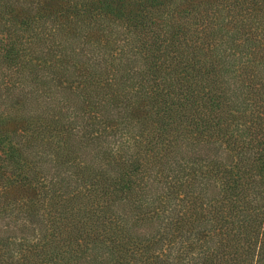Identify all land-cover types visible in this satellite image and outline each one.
<instances>
[{
    "label": "trees",
    "instance_id": "trees-1",
    "mask_svg": "<svg viewBox=\"0 0 264 264\" xmlns=\"http://www.w3.org/2000/svg\"><path fill=\"white\" fill-rule=\"evenodd\" d=\"M0 264H264V0H0Z\"/></svg>",
    "mask_w": 264,
    "mask_h": 264
}]
</instances>
